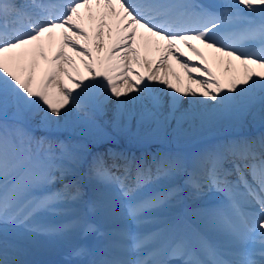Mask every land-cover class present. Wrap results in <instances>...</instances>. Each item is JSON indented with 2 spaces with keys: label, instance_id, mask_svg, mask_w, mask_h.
I'll list each match as a JSON object with an SVG mask.
<instances>
[{
  "label": "snow or ice",
  "instance_id": "1",
  "mask_svg": "<svg viewBox=\"0 0 264 264\" xmlns=\"http://www.w3.org/2000/svg\"><path fill=\"white\" fill-rule=\"evenodd\" d=\"M169 58L188 78L182 87ZM97 97L98 106L115 98L118 111L138 106L141 122L175 120L178 129L225 113L255 118L257 106L264 121V0H0V264H38L28 258L35 236L70 231L39 217L81 197V171L93 188L90 209L128 222L98 253L72 246L69 264L82 256L87 264H264V134L149 162L37 138L28 123L39 116L37 127L50 132L75 109L93 126ZM181 170L194 195L207 188L221 198L189 210L196 227L162 218L145 230L148 212L176 195L146 186ZM61 176L72 179L53 191Z\"/></svg>",
  "mask_w": 264,
  "mask_h": 264
},
{
  "label": "bare ground",
  "instance_id": "2",
  "mask_svg": "<svg viewBox=\"0 0 264 264\" xmlns=\"http://www.w3.org/2000/svg\"><path fill=\"white\" fill-rule=\"evenodd\" d=\"M180 47L183 51L187 52V49L184 48L183 45H181ZM147 55L149 59L154 60L158 55V52L155 49H152ZM169 63L172 65V69L176 71L181 77L180 86L182 87L184 84L188 83V78L185 75L184 70L181 69L174 60H171V58H169ZM81 71H83L82 68ZM161 71H163V69H161ZM214 71H218V69H216L215 66H214ZM192 75L193 78H196L197 76V74L195 73H193ZM169 78L171 79L172 77L170 76ZM173 82L175 83L176 81L173 79ZM192 86L196 87V85H192ZM121 87H123L122 84ZM165 99H167V97H165ZM98 105H99V97L89 102V108L96 110L95 117L99 119L101 123L96 119L95 124L93 126H89L88 123L78 118V113L74 109L71 116L69 117V123L66 126H62L58 129H54V131L69 132L70 134H72L76 144L81 145L82 143L86 145L88 149L91 151V153L101 152L106 154L108 153L107 150L109 147L107 141L97 140V142L92 143V139L95 140L97 137L101 136L103 130H106L111 133H122L129 136L127 126H132L130 129L132 133V137L141 140L148 139V141L150 142L154 141V143H156L158 139L164 140L163 138H159V137L155 140L156 131L159 132V130H164L163 133L165 137H167V140L170 145L175 147L180 146L182 148H188V147H192L193 146L192 144L196 146L198 143H204V142L206 143L209 138L213 140L210 142L219 141L222 143L227 141L226 136L228 134H235V133L238 134L246 131H252V130H256V127L259 125L264 126V121H262L260 118L258 106L255 109V118H253L252 115H248L246 119L240 121L235 116L225 113L223 115L217 116L214 119L207 120L203 123H201L200 121H196L194 125L184 123L178 129L175 120H170L167 124H161V125H157L156 123H152V122H141L138 106L137 107L130 106L129 111H118L115 105V98H112L105 106H98ZM183 107L184 108L188 107L186 101L184 102ZM9 119H10V114H9ZM38 121H39V116H37L34 120L28 121V123L36 133L40 134L42 130L37 127ZM117 124H119V127H117ZM137 131H139L140 135L136 133ZM57 134L59 133H56V135ZM123 138L125 140V143L130 141V139L126 138V136H123ZM104 145H108V146H104ZM105 158L108 159V161H111L110 157H108L107 155L105 156ZM151 158H156V157H151ZM88 159L90 160L91 156H89ZM86 166L87 165L85 164L84 167L86 168ZM56 175L59 176L60 174L56 173ZM172 178L173 175H170L167 176L166 179L164 180H160V181L157 180L153 182L155 183V185L157 184L161 186L163 183L168 184L169 182H172L171 181ZM62 179L64 180V178H62L61 176L60 179L56 181L61 182ZM91 186L88 185V188L83 187V189H81V193H82L81 197L82 199H84V201H86L87 199L85 198V196H87V192H91V189L93 190ZM214 194L215 192H209L208 190L204 189L201 195L196 196L193 194V189H192V192L190 191L188 195L190 196L191 201L194 200V202H198V201L205 202L215 197ZM175 197L172 199L173 200L172 204L176 202ZM90 200L91 198H88V200L85 203H80L79 205H75V209L72 210V212L70 214H67L66 216L68 215L70 216L71 214L74 215L79 214L81 211L80 209L84 205L90 204ZM181 201H183V199H181ZM60 209L61 208H59V210ZM49 213L52 214V218L55 220L61 219L63 216V215L61 216L58 213V210L50 211ZM121 220L122 219H116L115 222L117 224H120ZM49 221L50 220H46L47 225H52V223ZM59 223H60L59 221H56L55 225H58ZM45 238H48V236H45ZM46 244H48V248L51 249L53 244L55 243L53 241H50ZM67 257L68 256L66 255L65 258L67 259ZM63 262L65 263V261Z\"/></svg>",
  "mask_w": 264,
  "mask_h": 264
},
{
  "label": "rangeland",
  "instance_id": "3",
  "mask_svg": "<svg viewBox=\"0 0 264 264\" xmlns=\"http://www.w3.org/2000/svg\"><path fill=\"white\" fill-rule=\"evenodd\" d=\"M122 123H123V122H122ZM123 126H124V125H123ZM142 130H144V129H142ZM142 130H141V131H142ZM126 132H127V131H126ZM157 132H158V131H156V135H155L156 137H155V138L158 137V133H157ZM136 133L139 134V131H137ZM128 134H129L130 138H132V133H131V130H129V129H128ZM139 135H140V134H139ZM102 136L104 137V135H102ZM111 139H112V138H111Z\"/></svg>",
  "mask_w": 264,
  "mask_h": 264
}]
</instances>
